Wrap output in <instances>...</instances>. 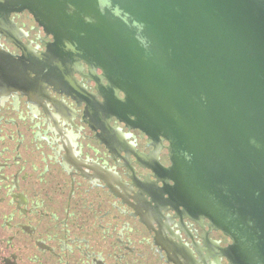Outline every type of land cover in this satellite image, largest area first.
I'll list each match as a JSON object with an SVG mask.
<instances>
[{"label": "water", "instance_id": "95a60500", "mask_svg": "<svg viewBox=\"0 0 264 264\" xmlns=\"http://www.w3.org/2000/svg\"><path fill=\"white\" fill-rule=\"evenodd\" d=\"M23 10L67 74L85 63L105 108L169 143L172 195L230 257L264 264V0H0Z\"/></svg>", "mask_w": 264, "mask_h": 264}, {"label": "flooded vegetation", "instance_id": "af4514ba", "mask_svg": "<svg viewBox=\"0 0 264 264\" xmlns=\"http://www.w3.org/2000/svg\"><path fill=\"white\" fill-rule=\"evenodd\" d=\"M54 40L28 10L0 17V264H241L172 195L169 143L105 108L85 63L67 74Z\"/></svg>", "mask_w": 264, "mask_h": 264}]
</instances>
